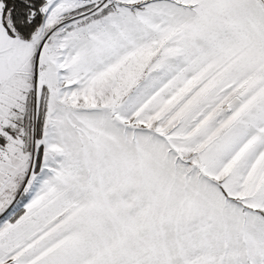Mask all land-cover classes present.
Segmentation results:
<instances>
[{"label":"snow or ice","instance_id":"1","mask_svg":"<svg viewBox=\"0 0 264 264\" xmlns=\"http://www.w3.org/2000/svg\"><path fill=\"white\" fill-rule=\"evenodd\" d=\"M0 264H264V0H0Z\"/></svg>","mask_w":264,"mask_h":264}]
</instances>
